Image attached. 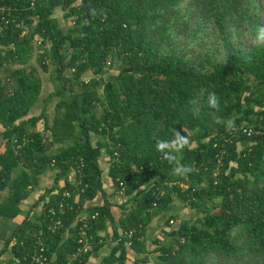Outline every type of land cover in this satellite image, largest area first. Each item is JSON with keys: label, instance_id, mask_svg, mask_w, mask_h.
<instances>
[{"label": "trees", "instance_id": "16d2710c", "mask_svg": "<svg viewBox=\"0 0 264 264\" xmlns=\"http://www.w3.org/2000/svg\"><path fill=\"white\" fill-rule=\"evenodd\" d=\"M32 1L0 0L13 6L9 23L0 21V65H17L13 88L0 78L7 140L0 152V217L20 214L40 174L55 173L34 202H43L41 214L27 213L0 255L11 247L23 258L42 224L57 262L67 261L83 234L91 236L94 247L76 261L86 264L112 223L116 243L98 264H129L128 241L150 253L144 236L154 209L179 197L202 215L171 229L154 264H264V46L242 41L248 28L256 37L264 27V0ZM57 7L69 26L54 15ZM90 7L106 18L90 15ZM35 53L44 70L54 64L55 89L47 99H59L52 123L46 120L48 134L37 127L45 111L26 117L42 88L37 67L28 66ZM115 64L119 71L111 72ZM209 92L219 97L218 111L207 104ZM216 117L233 118L239 129ZM174 130L189 139L175 153L177 163L194 169L186 176L173 175L156 151V141L171 140ZM240 139L247 142L242 148ZM104 152L117 191L131 202L118 221L103 179ZM81 157L84 175L76 183L69 173ZM81 186L72 206H60L65 189ZM99 195L104 202L84 213ZM58 219L61 225L48 228Z\"/></svg>", "mask_w": 264, "mask_h": 264}, {"label": "crops", "instance_id": "0c3cea01", "mask_svg": "<svg viewBox=\"0 0 264 264\" xmlns=\"http://www.w3.org/2000/svg\"><path fill=\"white\" fill-rule=\"evenodd\" d=\"M37 58V53L33 55V57L29 60V65H34ZM16 64H2L0 65V78L3 79V81H6V83L13 88L14 87V80H13V70L16 67ZM42 68V67H41ZM38 70L39 67H37ZM41 73V72H40ZM41 75L42 81V88L41 92L35 101V103L32 105L29 114L26 116L36 115L41 113L42 111H45L47 118L40 119L37 127L40 130H43L45 134L47 132V128H45L46 120L48 123H52L53 118L56 114L55 107L56 102L59 99H55L54 96H52L49 100L50 93L55 89L54 83L52 82L50 78L51 84L47 81L48 78H45ZM46 80V82H44ZM47 86L48 90H45ZM55 100H54V99ZM51 104H54L53 108ZM51 108V109H50ZM6 125L3 122H0V152L6 148L7 146V140L4 139L3 131L5 130ZM98 139V138H97ZM49 141V140H48ZM57 144L51 145V148H55ZM101 165L103 159H109V156L104 152L101 155ZM110 163V161H109ZM104 168V167H103ZM109 166L107 168H104L103 173V179L105 182V188L108 192L109 199L114 202L112 205V212L114 215V218L116 221L120 219L121 216H123V213L125 210L129 209L131 206V202L127 201V196L123 195L122 193L118 192L116 189V186L112 179L110 178L108 174ZM54 173L55 171L51 168L47 169L45 172L40 174V181L38 185H36L32 190L30 191L29 195L23 200L21 213L18 214L14 218L9 219H2L0 217V250L4 247L5 240L8 239L11 235L13 230L16 228L17 224H19L22 219L26 216L27 213H29L31 210V215L33 217H37L41 214L43 210V202H38L37 205H34V202L40 197L41 194L44 193L45 189L50 186L54 179ZM75 174L74 171L71 170L69 173V178L74 179ZM2 194H7L8 190L5 189L1 192ZM178 197L174 198V201L167 206L164 209L156 210L154 209L153 218L150 222V224L147 226L146 233H145V239L147 242L148 248L151 250L150 253H139L137 252L131 245H128V256H129V264H154L158 259L160 252L157 249L158 245L164 243L168 239V234L171 231V228L166 227V222L173 213L180 216L178 220H180L183 217V214L189 211L186 205H182V202H180ZM104 202V199L101 195L95 197L94 199L88 200L85 204V211L89 206L93 204H102ZM125 204V206H124ZM156 210V213H155ZM195 212L199 213L200 210L195 208ZM180 213V214H179ZM187 218V217H186ZM187 220V219H183ZM192 220V218L190 219ZM169 229V230H168ZM121 231V230H120ZM100 234L103 236V244L98 247L96 250H94L89 260L86 264H98L103 257L108 255L111 252L112 246L116 243V240L114 239L113 235V225L112 223H108V226L106 229L100 231ZM15 241V240H14ZM10 253L7 255V253ZM14 254L12 253L11 247H9L4 253L0 255V264H9L14 259ZM144 261H146L144 263Z\"/></svg>", "mask_w": 264, "mask_h": 264}, {"label": "built area", "instance_id": "2783aa9c", "mask_svg": "<svg viewBox=\"0 0 264 264\" xmlns=\"http://www.w3.org/2000/svg\"><path fill=\"white\" fill-rule=\"evenodd\" d=\"M34 4V0L31 2ZM13 6L4 4L0 2V21H5L6 23H9V16L11 14ZM41 40V39H40ZM234 129H239V127L234 126ZM243 130L250 134L252 132V128H247L246 126H243ZM83 167H84V158H80V164H78L76 167L73 168L75 177L74 181L77 183L82 182V177L84 175L83 172ZM123 183V182H120ZM87 185V183H85ZM79 188V187H78ZM85 189V186H81L78 191H72L70 189H65L62 193V200L60 202V206H72V203L70 202V199L73 198L74 193L75 195H78L81 191ZM120 191H123V188L120 189ZM156 204V202H154ZM53 214L56 213L54 208L50 209ZM97 212L93 215L95 216ZM174 219L171 218V221ZM60 219L56 220L55 222L49 223L48 228H51L54 230L57 228L59 225H61ZM85 225L87 223L85 222ZM132 233V230L129 232V234ZM80 244L78 247L72 252L70 257L67 259L65 262H57L56 261V256L54 254L50 255L47 252V247H46V231L45 227L41 224L39 229H37L34 233V239L32 243V248L29 250L23 258L21 257H14V259L9 263V264H76V261H81V255L88 251L89 249H92L94 247V242L92 240L91 236H88L87 234H83L82 237L79 239ZM132 242L128 241V245H131Z\"/></svg>", "mask_w": 264, "mask_h": 264}, {"label": "clouds", "instance_id": "9594fccd", "mask_svg": "<svg viewBox=\"0 0 264 264\" xmlns=\"http://www.w3.org/2000/svg\"><path fill=\"white\" fill-rule=\"evenodd\" d=\"M89 14L93 17L97 15H102L103 18H106V12L101 9L99 12L95 7H90ZM255 42L257 46H264V27H259L257 30ZM250 59V58H249ZM207 104L210 108L220 109V100L215 92H209L207 94ZM214 122L217 124H226L227 128L234 127V119L229 118L226 122L219 117L214 118ZM189 145V139L187 136L182 135L180 131L174 130L173 138L171 140H160L156 141V151L163 154V158L166 159L169 164L173 165L172 174L176 176H186L191 173L194 169L191 166L183 165L177 163V156L175 153H178L185 149Z\"/></svg>", "mask_w": 264, "mask_h": 264}, {"label": "rangeland", "instance_id": "374dc122", "mask_svg": "<svg viewBox=\"0 0 264 264\" xmlns=\"http://www.w3.org/2000/svg\"><path fill=\"white\" fill-rule=\"evenodd\" d=\"M54 15L59 19V20H61V22H62V24L64 25V27H67V26H69V23H68V21H66L65 19H64V15H63V9L61 8V7H57L56 9H55V12H54ZM259 19H260V23L262 24V25H264V9H261L260 10V14H259ZM30 26L29 25H26V27H25V29H27V28H29ZM255 36L252 34V32L250 31V28H248V31L246 32V34L243 36V42L245 43V44H249V43H251V42H253V41H255ZM35 62V66L36 67H39V69L40 70H38L37 69V72L39 73V74H42V76L43 77H45V78H48V82L51 84V80H50V76H51V70H53V68H54V64H51L49 67H50V69H48V70H44L43 68H41V66L39 65V63H38V61H37V58H36V61H34ZM117 64V63H116ZM114 65V66H112V67H110V70H111V72L113 71V72H118L119 71V68H118V66L117 65ZM33 65V64H32ZM41 72V73H40ZM92 73L91 72H87L86 73V75L87 76H89V75H91ZM41 76V75H40ZM41 80L43 81V79L41 78ZM44 82H46V80H44ZM45 90H48L47 89V86H46V88H45ZM55 97V99H58L59 97L58 96H54ZM54 99V98H53ZM54 99V100H55ZM51 106H52V108H53V106H54V104H51ZM51 109V108H50ZM55 112H57V109H56V107H55ZM52 122V121H51ZM97 138H98V135L97 134H94V136H93V138H92V140H93V142H95L96 140H97ZM243 144L245 145V144H247V142L244 140V139H240L239 140V147L240 148H242L243 147ZM109 156V155H108ZM102 164H103V167L104 168H107L109 165H110V163H109V160H107V159H103L102 160ZM51 183H53V182H51ZM179 198V197H178ZM180 202H182V205H186L181 199H178ZM187 206V208L189 209V211H187L186 213H184L183 214V217L180 219V220H178V218L180 217V216H178L177 214H175V213H173V215H171V217H169L168 219H169V223H167L166 222V227L167 228H171V229H173V228H175V227H177V226H179L180 225V223H181V221L183 220V219H195V218H198V217H200L201 215H202V210H200V212L199 213H196L195 212V208H193V207H191L190 205H186ZM180 214V213H179ZM187 217V218H186ZM170 218H173L174 220L173 221H171V219ZM168 229V230H169ZM10 253L8 252L7 253V255H9Z\"/></svg>", "mask_w": 264, "mask_h": 264}]
</instances>
